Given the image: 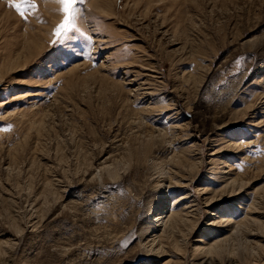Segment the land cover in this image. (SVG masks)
<instances>
[{
  "label": "rangeland",
  "instance_id": "374dc122",
  "mask_svg": "<svg viewBox=\"0 0 264 264\" xmlns=\"http://www.w3.org/2000/svg\"><path fill=\"white\" fill-rule=\"evenodd\" d=\"M93 1L0 0V264H264V0Z\"/></svg>",
  "mask_w": 264,
  "mask_h": 264
},
{
  "label": "snow or ice",
  "instance_id": "6c2138e0",
  "mask_svg": "<svg viewBox=\"0 0 264 264\" xmlns=\"http://www.w3.org/2000/svg\"><path fill=\"white\" fill-rule=\"evenodd\" d=\"M9 3L17 10L21 17H25V8H35L36 5L33 0H9ZM62 5L61 11L63 12V20L55 28V35L57 40L54 43H58L65 39L71 29L75 27L73 18L75 16L74 6L77 4V0H59ZM89 39H91L89 37Z\"/></svg>",
  "mask_w": 264,
  "mask_h": 264
},
{
  "label": "bare ground",
  "instance_id": "6f19581e",
  "mask_svg": "<svg viewBox=\"0 0 264 264\" xmlns=\"http://www.w3.org/2000/svg\"><path fill=\"white\" fill-rule=\"evenodd\" d=\"M100 1H102V0H96L94 3H97V2H100ZM94 3L92 4V5H94ZM171 178V177H170ZM182 196V197H181ZM180 196V198H178L177 199V201H179V203L180 204H184L185 205V203L184 202H181L182 200H187V198L189 197L188 195H186L185 193H183L182 195ZM189 207H191L190 205H185L184 207H183V209L181 208V209H179V210H177V211H175V212H172V211H170L169 212V214H165V213H167L168 211H165V210H163V211H160V212H158L157 214H156V216H154V219H155V221H157L156 223H155V225H159V226H161V229L162 228H165V227H167L168 225L169 226H171V220H172V222H173V220L174 221H176V219H178V217L181 215V214H187V213H189L190 211H188L187 210V208L188 209H190ZM157 210H158V208H157ZM182 217V216H181ZM180 217V218H181ZM189 219V218H188ZM210 225H212V223L210 224ZM162 231V230H161ZM197 241V240H196ZM211 245H212V243H211ZM215 245V244H214ZM160 247V246H159ZM214 247V246H213ZM155 248V247H154ZM212 248V247H211ZM157 249V251L159 250V248H156ZM207 249H208V247H207ZM213 249V248H212ZM209 250H211V249H209ZM208 250V251H209ZM153 251V250H152ZM156 251V252H157ZM215 252V251H214Z\"/></svg>",
  "mask_w": 264,
  "mask_h": 264
}]
</instances>
